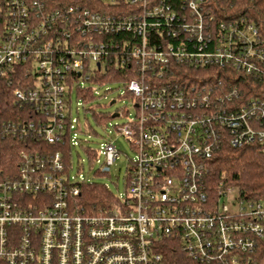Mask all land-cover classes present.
I'll return each instance as SVG.
<instances>
[{
    "label": "built area",
    "instance_id": "built-area-1",
    "mask_svg": "<svg viewBox=\"0 0 264 264\" xmlns=\"http://www.w3.org/2000/svg\"><path fill=\"white\" fill-rule=\"evenodd\" d=\"M112 67L135 108L116 112L130 116L116 127L136 151L125 193L81 213L72 203L87 180L74 179L62 150L22 151L17 171L0 178V262L159 264L174 240L202 262L259 264L264 200L207 184L223 147L264 152V99L220 77L264 87L259 27L220 0H0V80L18 83L15 99L33 111L7 134L77 145L73 84ZM93 151L103 173L120 156L113 141Z\"/></svg>",
    "mask_w": 264,
    "mask_h": 264
},
{
    "label": "trees",
    "instance_id": "trees-1",
    "mask_svg": "<svg viewBox=\"0 0 264 264\" xmlns=\"http://www.w3.org/2000/svg\"><path fill=\"white\" fill-rule=\"evenodd\" d=\"M225 5L228 13L247 16L259 27L264 36V0H220ZM120 70L116 67L109 68L106 72H99L91 81L107 82L114 81L121 83ZM197 74V73H196ZM220 77H226L227 83L238 84L241 91L249 96L257 95L264 99V87L259 80L250 77H243L235 72H221ZM131 74L124 76L129 79ZM15 78H18L17 76ZM18 83L8 84L6 80H0V123H5L0 128V178L6 174H14L20 161V154L24 150L44 152L46 154L62 150L66 164L70 168V146L57 143H46L21 139L18 136L7 134L10 129L9 123H24L33 115L32 108L21 104L15 99L13 89ZM72 94V92H71ZM85 100L94 98L92 87L77 89ZM112 116V115H111ZM110 114L93 112V118L101 124L111 117ZM89 157L95 152L88 148ZM221 183L225 186L231 185L241 191L243 198L253 200H264V152L260 145H245L240 148L225 146L220 153L210 162L208 186L212 191L217 190ZM115 194L108 186L99 183H84L81 186V193L74 199L72 205L84 214H95L105 207H108L115 200ZM162 259L159 264H218L202 262L189 256L178 241L167 240L160 248ZM259 264H264V237L254 253ZM0 264H5L0 262Z\"/></svg>",
    "mask_w": 264,
    "mask_h": 264
},
{
    "label": "rangeland",
    "instance_id": "rangeland-1",
    "mask_svg": "<svg viewBox=\"0 0 264 264\" xmlns=\"http://www.w3.org/2000/svg\"><path fill=\"white\" fill-rule=\"evenodd\" d=\"M95 66V64H93ZM83 87H92L94 98L85 100L80 94H76V85ZM115 100L113 103L112 101ZM126 110L135 112L134 104L128 94H125V87L118 82L107 81L104 83L94 81H80L73 84L71 94V116L76 119L74 122L75 132L79 143L70 150V168L71 175L75 180L83 176L88 183H99L109 187L117 196L126 191L127 167L131 158L136 155V151L129 140L120 134L116 125L127 121L126 114L120 116H111L115 112ZM93 112L110 114L111 117L105 122L98 124L93 118ZM114 142L120 149V156L115 160L109 172H101L105 157L102 153L97 156H90L88 148L98 151L105 143ZM239 198V191L235 189L228 196V201L236 202ZM236 209V206H232Z\"/></svg>",
    "mask_w": 264,
    "mask_h": 264
},
{
    "label": "water",
    "instance_id": "water-1",
    "mask_svg": "<svg viewBox=\"0 0 264 264\" xmlns=\"http://www.w3.org/2000/svg\"><path fill=\"white\" fill-rule=\"evenodd\" d=\"M114 101H115V100H113L112 103H113ZM117 115H118V113H116V112L112 114L113 117H115V116H117Z\"/></svg>",
    "mask_w": 264,
    "mask_h": 264
}]
</instances>
